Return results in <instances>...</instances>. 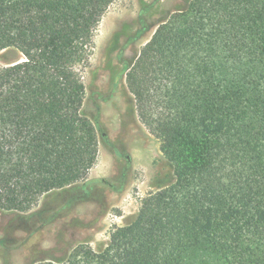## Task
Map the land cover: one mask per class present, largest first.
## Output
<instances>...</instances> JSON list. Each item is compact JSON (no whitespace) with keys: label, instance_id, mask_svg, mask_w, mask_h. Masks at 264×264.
Segmentation results:
<instances>
[{"label":"trees","instance_id":"trees-1","mask_svg":"<svg viewBox=\"0 0 264 264\" xmlns=\"http://www.w3.org/2000/svg\"><path fill=\"white\" fill-rule=\"evenodd\" d=\"M114 1L0 0V51L24 56L0 68L1 211L94 166L78 66ZM121 74L177 180L69 264H264V0H191Z\"/></svg>","mask_w":264,"mask_h":264},{"label":"rangeland","instance_id":"rangeland-1","mask_svg":"<svg viewBox=\"0 0 264 264\" xmlns=\"http://www.w3.org/2000/svg\"><path fill=\"white\" fill-rule=\"evenodd\" d=\"M190 1L115 0L101 17L88 60L78 66L81 115L96 131V162L85 179L41 196L31 210H0V264H69L80 246L101 253L115 227L135 222L145 197L176 182L121 71ZM23 60L17 49L0 51V68Z\"/></svg>","mask_w":264,"mask_h":264}]
</instances>
